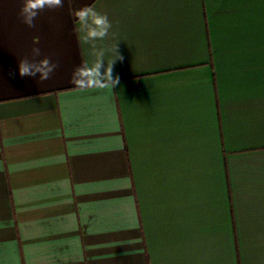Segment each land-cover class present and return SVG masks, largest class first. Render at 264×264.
<instances>
[{"label":"crops","instance_id":"crops-1","mask_svg":"<svg viewBox=\"0 0 264 264\" xmlns=\"http://www.w3.org/2000/svg\"><path fill=\"white\" fill-rule=\"evenodd\" d=\"M0 0V264H264V0ZM106 13L119 84L74 9ZM33 47L57 65L21 77Z\"/></svg>","mask_w":264,"mask_h":264},{"label":"clouds","instance_id":"clouds-1","mask_svg":"<svg viewBox=\"0 0 264 264\" xmlns=\"http://www.w3.org/2000/svg\"><path fill=\"white\" fill-rule=\"evenodd\" d=\"M64 0H22L20 18L22 22L34 28L35 19L45 8L53 9L63 7ZM76 32L80 41L89 44L92 49L93 60L83 61L73 70V83L79 88H107L119 84V77L112 74V67L116 60L122 59L115 43L110 49L111 60L106 64L105 49L98 47L96 41H103L112 28L111 21L106 13L97 11L90 5L74 9ZM32 58H22L17 62V71L21 77L47 80L55 71L57 65L48 57H41L40 49L33 47Z\"/></svg>","mask_w":264,"mask_h":264}]
</instances>
